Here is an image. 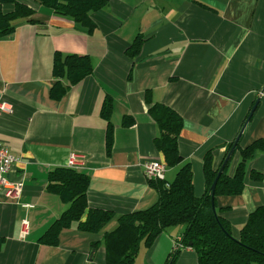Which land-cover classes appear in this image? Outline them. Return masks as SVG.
<instances>
[{
    "label": "crops",
    "instance_id": "obj_1",
    "mask_svg": "<svg viewBox=\"0 0 264 264\" xmlns=\"http://www.w3.org/2000/svg\"><path fill=\"white\" fill-rule=\"evenodd\" d=\"M18 1L39 22L18 20L13 35L0 39V104L10 107L0 111V142L15 157L10 180L23 186L18 198L0 191V264H106L104 247L91 256L98 237L77 224L62 231L59 246L41 244L67 208L47 191L48 176L77 154L84 163L78 170L90 177L89 207L120 216L154 205L159 195L143 168L161 160L149 114L154 104L184 119L179 150L183 164L192 165L197 197L205 192V155L212 151L215 167L221 164L255 101L242 146L264 138V0H111L91 15L96 26L89 34L34 0ZM14 10L3 6L5 13ZM137 37L142 45L133 58L127 51ZM57 52L88 55L94 65L61 99L51 96ZM107 95L115 103L110 155L101 117ZM126 115L134 126H122ZM238 161L236 155L230 175ZM181 165L168 168L165 178L174 180ZM218 204L230 207L222 215L239 238L249 214L264 205V152L249 163L242 193ZM116 226L115 219L107 230ZM183 231L170 228L151 248L142 247L140 264H165ZM175 264H199L197 254L184 250Z\"/></svg>",
    "mask_w": 264,
    "mask_h": 264
},
{
    "label": "trees",
    "instance_id": "obj_2",
    "mask_svg": "<svg viewBox=\"0 0 264 264\" xmlns=\"http://www.w3.org/2000/svg\"><path fill=\"white\" fill-rule=\"evenodd\" d=\"M34 1L52 10L57 16L70 19L87 34L96 26L91 15L107 7L111 2V0ZM5 4H13L15 10L5 13L3 11ZM34 15L35 11L31 7L18 0H0V39L13 35L18 20L25 19L32 24L38 23L39 20ZM141 45L142 38L137 37L127 54L133 58L138 56ZM93 71L94 65L88 55H63L57 52L53 66L55 83L51 89V96L55 99L63 98L74 85L91 76ZM64 81L67 83L64 84ZM114 107L113 97L107 95L101 109V117L107 122L108 155L111 154L114 144L115 126L112 121ZM149 114L158 128L159 134L154 144L161 161L165 163L167 169L183 164L179 150V138L184 126L183 117L161 103L154 104L149 109ZM134 124L135 120L131 115L123 118V127H132ZM236 139L228 145L225 157L218 167H215L212 151L205 155L203 196L197 197L195 194L193 168L191 163L187 162L181 165L172 181L166 178L149 180L150 186L159 195L154 205L120 216L111 211L89 207L90 177L86 173L69 167L55 168L48 176L47 191L57 195L67 208L40 238L41 244L59 246L62 231L77 224L80 231L98 237L91 243L92 258L100 247H104L106 264H140L138 256L142 247L151 248L161 234L180 225L184 228L178 237L181 240H175L178 246L174 245L173 252L165 264H175L180 253L188 249L195 251L199 264H264V205L249 214L239 238H235L231 223L222 215L230 207H220L218 204L220 197L242 193L249 163L259 153L264 152V138L242 146V135L218 180L214 200L216 212L213 208L212 185ZM236 155H239V161L233 175H230L231 163ZM257 174L253 171L251 177L260 178ZM115 219L116 228L107 230ZM2 244L3 239H0V251Z\"/></svg>",
    "mask_w": 264,
    "mask_h": 264
},
{
    "label": "built area",
    "instance_id": "obj_3",
    "mask_svg": "<svg viewBox=\"0 0 264 264\" xmlns=\"http://www.w3.org/2000/svg\"><path fill=\"white\" fill-rule=\"evenodd\" d=\"M10 107L8 105L0 104V111H9ZM15 163V157L11 150L0 142V191L6 190L8 195L18 198L20 197L23 186L19 183H14L10 180L9 175L13 172ZM84 165L83 161L80 160L79 155L71 154L68 161L69 168L81 169ZM144 173L147 179L156 180L165 179L167 172V166L161 160H150L143 165ZM27 225V221L24 222ZM181 239L178 238L177 241ZM175 247L178 246V242H175ZM181 247V245H179Z\"/></svg>",
    "mask_w": 264,
    "mask_h": 264
},
{
    "label": "water",
    "instance_id": "obj_4",
    "mask_svg": "<svg viewBox=\"0 0 264 264\" xmlns=\"http://www.w3.org/2000/svg\"><path fill=\"white\" fill-rule=\"evenodd\" d=\"M258 104H259V101H257V102L255 103L253 109L251 110L250 115H249V117H248V119H247L245 125L243 126V128H242L240 134L238 135V137H237V139H236V141H235V143H234V145H233V147H232L230 153L228 154L227 158H226L225 161L223 162V165H222V167H221V169H220V171H219V173H218V175H217V178H216L215 182H214L213 185H212V201H213V208H214V211H215V212H216V208H215L214 200H215V190H216V186H217L218 180H219L221 174L223 173V171H224L226 165L228 164L230 158L232 157V155H233V153H234V150H235V148H236V146H237V144H238L240 138L242 137V135H243V133H244V131H245L247 125L249 124L250 120L252 119V117H253V115H254V112H255V110H256Z\"/></svg>",
    "mask_w": 264,
    "mask_h": 264
},
{
    "label": "rangeland",
    "instance_id": "obj_5",
    "mask_svg": "<svg viewBox=\"0 0 264 264\" xmlns=\"http://www.w3.org/2000/svg\"><path fill=\"white\" fill-rule=\"evenodd\" d=\"M174 227H175V228H179V229H180V228H181V229H184L183 226H180V225H178V226H174Z\"/></svg>",
    "mask_w": 264,
    "mask_h": 264
}]
</instances>
